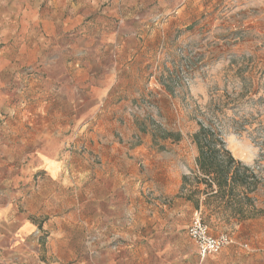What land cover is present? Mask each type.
<instances>
[{
    "label": "rangeland",
    "instance_id": "1",
    "mask_svg": "<svg viewBox=\"0 0 264 264\" xmlns=\"http://www.w3.org/2000/svg\"><path fill=\"white\" fill-rule=\"evenodd\" d=\"M35 1L0 0V45L6 33L23 37ZM99 1L91 13L107 8L113 21L90 25V44L106 28L117 41L132 37L116 102L96 118L93 103L68 105L78 117L68 122L77 135L66 151L77 158L67 187L35 178L34 229L19 235L12 224L1 264H264V0H144L131 8ZM70 45L78 49L77 40ZM199 125L217 131L257 176L252 218L225 224L202 206L191 139ZM177 133L179 141L168 136ZM18 179L1 175L0 198L25 213ZM197 200L210 233L232 238L203 260L187 234Z\"/></svg>",
    "mask_w": 264,
    "mask_h": 264
},
{
    "label": "crops",
    "instance_id": "2",
    "mask_svg": "<svg viewBox=\"0 0 264 264\" xmlns=\"http://www.w3.org/2000/svg\"><path fill=\"white\" fill-rule=\"evenodd\" d=\"M143 1L121 0L113 7L131 8ZM99 2L36 0L23 17L28 26L23 37L6 33L8 37L0 45V171L1 175L16 174L18 181L24 177L26 184L16 196L25 213H18L0 198V243L16 222L19 235L34 229L28 217L35 214V178L48 188L67 187L70 161L77 158L66 151L70 136L77 135L68 122L78 117L77 111L68 112V105L75 109L93 103L97 108L90 116L96 118L105 112L101 108L116 102L120 82L116 73L122 71L125 57L130 60L132 37L127 32L121 37L123 42L117 41L106 28L90 44V25L113 21L105 17L110 16L107 8L91 13L98 10ZM64 18L75 26L67 29ZM62 40L65 49L57 44ZM75 40L78 49H69Z\"/></svg>",
    "mask_w": 264,
    "mask_h": 264
},
{
    "label": "trees",
    "instance_id": "3",
    "mask_svg": "<svg viewBox=\"0 0 264 264\" xmlns=\"http://www.w3.org/2000/svg\"><path fill=\"white\" fill-rule=\"evenodd\" d=\"M168 136L180 140L179 133ZM191 139L197 149L194 179L204 186L200 191L204 195L202 206L225 224L252 218L256 211L250 195L258 184L253 170L234 159L221 136L211 127L199 125ZM198 192L196 190L192 194ZM195 210H201L198 200ZM203 213L201 211L202 221L207 224L208 217L205 219Z\"/></svg>",
    "mask_w": 264,
    "mask_h": 264
},
{
    "label": "built area",
    "instance_id": "4",
    "mask_svg": "<svg viewBox=\"0 0 264 264\" xmlns=\"http://www.w3.org/2000/svg\"><path fill=\"white\" fill-rule=\"evenodd\" d=\"M187 234L194 241L197 254L201 260L215 254L232 243V238L227 234L212 235L209 227L202 221L201 211H195Z\"/></svg>",
    "mask_w": 264,
    "mask_h": 264
},
{
    "label": "water",
    "instance_id": "5",
    "mask_svg": "<svg viewBox=\"0 0 264 264\" xmlns=\"http://www.w3.org/2000/svg\"><path fill=\"white\" fill-rule=\"evenodd\" d=\"M0 264H1V262H0Z\"/></svg>",
    "mask_w": 264,
    "mask_h": 264
}]
</instances>
